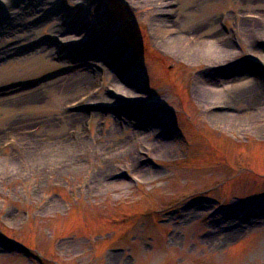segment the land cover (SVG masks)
I'll return each mask as SVG.
<instances>
[{
	"label": "rangeland",
	"instance_id": "rangeland-1",
	"mask_svg": "<svg viewBox=\"0 0 264 264\" xmlns=\"http://www.w3.org/2000/svg\"><path fill=\"white\" fill-rule=\"evenodd\" d=\"M156 7L167 9L155 15L164 33ZM83 17L74 65L51 37ZM189 33L216 36L231 66L168 48ZM98 41H108L99 55ZM83 66L92 84L56 88ZM120 69L144 103L110 102ZM200 80L228 93L213 110L246 121H213ZM100 90V102L85 94ZM158 134L169 146L151 156ZM34 141L51 156L31 154ZM0 264H264V0H0Z\"/></svg>",
	"mask_w": 264,
	"mask_h": 264
},
{
	"label": "bare ground",
	"instance_id": "bare-ground-1",
	"mask_svg": "<svg viewBox=\"0 0 264 264\" xmlns=\"http://www.w3.org/2000/svg\"><path fill=\"white\" fill-rule=\"evenodd\" d=\"M10 8V7H9ZM167 9H163V8H154L153 9V17L157 14L160 13L161 14H165ZM152 11V10H151ZM50 21H53L55 19H57V17H55L53 14H50ZM59 17V16H58ZM85 17L77 19L76 21H69L71 19H69L67 21L66 18V25L64 24H57L56 26L53 27V33L54 36L51 37V40H61L62 42H65V44L67 43L70 47L69 50H71V52H74V55L71 56L69 59H67V62H70L72 64H76V55L80 56V51L79 50V45H82L81 42V38L79 36V34L77 33L78 30L83 29L81 26H84V20ZM83 20V21H82ZM77 24V26L73 23ZM76 26V27H74ZM205 28H207L208 23H205L203 25ZM152 27L153 28H157L158 32L160 33V31H162L164 33V31L166 30L167 27V22L165 20H161L160 16H155L154 22H152ZM151 27V28H152ZM203 27V28H204ZM60 34L62 36H60ZM93 35L96 37L97 35L93 32ZM94 37V38H95ZM216 37L214 35H203L201 36L199 39H196L192 33L187 34L186 36L184 35H175L172 37H168L166 38V42L168 45V48L171 50H174L175 52H177L178 54H181L182 56H187L188 58L192 59V58H196L198 60L200 59H205L210 61L212 58L213 60L211 62L214 61V59L217 60H221V63H224V65L231 66L228 65L230 63H228L227 61L230 60V54H231V49L227 48L224 44H221L220 40H213L212 38ZM92 38V39H94ZM97 38V37H96ZM109 39H113L114 36H109ZM91 39V40H92ZM98 47L93 46L92 52H95L96 54H100V52L98 51V49L100 48H105L108 45V41L105 42V44L101 43V41L97 42ZM106 45V46H105ZM38 47H41V50L38 51V55H44L45 57H48L52 54L50 47L48 46L47 42L44 43H40L38 45ZM37 47V48H38ZM213 47V50L210 51V48ZM36 50V49H35ZM117 51V49H116ZM70 52V51H69ZM259 56V54H255V56ZM119 58L122 59V61H127L130 62L131 58L129 57L127 52H123L121 50V54H119L118 56ZM216 57V58H214ZM261 58V57H260ZM233 66H236L241 72L244 70L243 69V65L240 63H233ZM71 73L68 74L66 77V84H60L59 87H56L57 89L60 88V90L62 89H69V87L71 85H75V86H81L82 88H86L88 87L90 84H92L95 80V74L94 71H92L90 68L83 66L80 68H71ZM69 70V71H70ZM117 75L113 77L112 79V86H111V94L113 95L112 99L110 100V102H117L118 99H120V97H123L127 100H130L132 103H144V100L146 99L145 96V92L143 91L144 88H141V90L143 92L140 93H136V86H135V76L128 72V71H124L123 69H120V71L118 72ZM197 81V79L195 80ZM258 86L255 85V89L254 87H251L250 89L247 88L248 90L246 91L249 95L251 96H256L257 95V89ZM194 93L196 94V96H198L206 105L210 106V108L207 109L206 113L209 114L210 118L215 121L216 123H220V124H224V125H231V126H236L239 127L240 125H242V122L246 121V118L244 116H242L239 113H230V112H226V111H219V110H213L212 108L214 106H216V103H213V98L214 97H218V96H222V95H228V93L226 92V90H219L216 89L215 87L209 85V83H207L205 80H200L199 81V85L198 84H194L193 87ZM236 90L234 93V96L236 97H240V94L243 92L242 88L238 89H234ZM87 98L90 101H102V98H104V94L105 92L100 90V94L96 95L94 94V92L92 93L91 91H88L87 93ZM86 99V100H88ZM91 103V102H89ZM88 103V104H89ZM226 103V102H225ZM224 103V104H225ZM227 104V103H226ZM225 104V106H226ZM132 113L131 111H129V114ZM82 116V112H74L72 113L69 118L72 121H79L81 119ZM164 117H157V122L156 124H161L162 122H164ZM143 124V123H142ZM139 135L137 130H134V136L137 137ZM166 135L165 134H158L155 138V140L152 142V144H149V147L147 148V151L149 153V155L151 156H159L163 153H165V151L168 149L169 143L166 139ZM37 142H29V150L30 153L34 154L37 150L41 149L42 155H50L51 153H49V150L46 152V149L44 148L45 145L40 144L41 147H38L36 144ZM35 144V145H34ZM34 145V146H33ZM47 145V144H46ZM33 148V149H32ZM146 149V148H145ZM26 148L24 147V152H22V154L26 153ZM52 151H55L54 149ZM67 151H70V147L67 145L66 146V154ZM38 152V151H37ZM56 152V151H55ZM51 156V155H50ZM10 161H4V163H8ZM145 164H140V166H136L134 165V169L136 171V173L138 172H144L145 169Z\"/></svg>",
	"mask_w": 264,
	"mask_h": 264
}]
</instances>
